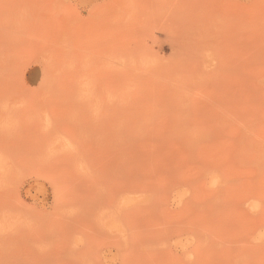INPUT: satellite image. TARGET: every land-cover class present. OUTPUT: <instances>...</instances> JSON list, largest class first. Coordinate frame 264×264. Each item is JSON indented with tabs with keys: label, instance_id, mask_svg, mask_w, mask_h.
I'll return each mask as SVG.
<instances>
[{
	"label": "rangeland",
	"instance_id": "374dc122",
	"mask_svg": "<svg viewBox=\"0 0 264 264\" xmlns=\"http://www.w3.org/2000/svg\"><path fill=\"white\" fill-rule=\"evenodd\" d=\"M0 264H264V0H0Z\"/></svg>",
	"mask_w": 264,
	"mask_h": 264
},
{
	"label": "bare ground",
	"instance_id": "6f19581e",
	"mask_svg": "<svg viewBox=\"0 0 264 264\" xmlns=\"http://www.w3.org/2000/svg\"><path fill=\"white\" fill-rule=\"evenodd\" d=\"M57 207V206H56Z\"/></svg>",
	"mask_w": 264,
	"mask_h": 264
}]
</instances>
